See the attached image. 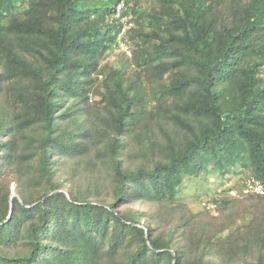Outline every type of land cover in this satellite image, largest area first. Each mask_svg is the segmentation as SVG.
<instances>
[{
  "label": "trees",
  "instance_id": "trees-1",
  "mask_svg": "<svg viewBox=\"0 0 264 264\" xmlns=\"http://www.w3.org/2000/svg\"><path fill=\"white\" fill-rule=\"evenodd\" d=\"M119 1L0 0V264H264V0Z\"/></svg>",
  "mask_w": 264,
  "mask_h": 264
},
{
  "label": "rangeland",
  "instance_id": "rangeland-1",
  "mask_svg": "<svg viewBox=\"0 0 264 264\" xmlns=\"http://www.w3.org/2000/svg\"><path fill=\"white\" fill-rule=\"evenodd\" d=\"M142 1H143L142 3L144 5V7H147L150 3H152L149 0H142ZM120 54H121L120 49H117V50L114 49V51L111 52V54H109L107 56V60L112 59L114 62L115 59H113V57L119 58ZM104 62H106V59L104 60ZM209 178H210V182H209L208 186L210 189V193L208 195H203V193H202L203 191L201 189V185L204 184L203 181H201V180H195V181L194 180L193 181L186 180V183L184 185V189L182 192L183 198L181 201L187 202L189 205L192 206V208L194 210H199L201 208V206H203V205L195 200V198H194L195 195H203L202 198L206 201H209L213 198V196L216 197V195L219 192L226 190L228 187L233 186L236 183V181L238 179H240L239 176L238 177L233 176L230 180H226L224 184H220L221 180L219 178H217V176L216 177L210 176ZM232 195H235V191H233ZM152 207H153V205H151V204L144 205V206H142V205H135L134 206V208H137L141 211L150 210Z\"/></svg>",
  "mask_w": 264,
  "mask_h": 264
},
{
  "label": "clouds",
  "instance_id": "clouds-1",
  "mask_svg": "<svg viewBox=\"0 0 264 264\" xmlns=\"http://www.w3.org/2000/svg\"><path fill=\"white\" fill-rule=\"evenodd\" d=\"M131 1H132V0H120V1L118 2V4L115 6L114 18H120V17L122 16V13L125 12V11L128 9L129 3H130ZM123 20H125V19H123ZM131 26H133V24H128V25H126V26H125L126 30H127L129 27H131ZM123 32H124V30H123ZM123 32H122V34H123ZM122 37H123V35L120 36V39H121ZM123 43H124V42H123ZM123 43L120 41L121 47H122L124 50H127L126 46H125ZM129 54H130V53H129ZM253 182H255V181H253ZM253 182H252V183H253ZM248 183H249V181H248ZM256 184H257V185H260V186L264 189V185H263V184H261V183H256ZM248 187H249L250 190H252V191L255 192L256 194H258V195H263V196H264V194L257 193V192L255 191V189L250 188V186H248Z\"/></svg>",
  "mask_w": 264,
  "mask_h": 264
},
{
  "label": "built area",
  "instance_id": "built-area-1",
  "mask_svg": "<svg viewBox=\"0 0 264 264\" xmlns=\"http://www.w3.org/2000/svg\"><path fill=\"white\" fill-rule=\"evenodd\" d=\"M249 186H250V188L255 189V191H256L257 193L264 194V189H263L260 185L254 184V182H253V183L250 184Z\"/></svg>",
  "mask_w": 264,
  "mask_h": 264
}]
</instances>
